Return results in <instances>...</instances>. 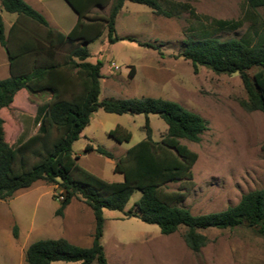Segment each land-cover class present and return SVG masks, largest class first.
Instances as JSON below:
<instances>
[{
    "label": "rangeland",
    "instance_id": "1",
    "mask_svg": "<svg viewBox=\"0 0 264 264\" xmlns=\"http://www.w3.org/2000/svg\"><path fill=\"white\" fill-rule=\"evenodd\" d=\"M171 1L177 5L172 17L157 15L146 5L126 1L117 16L116 30L120 37H132L135 41L122 39L112 44L105 31L89 44L88 60L103 64L100 100L161 97L180 103L209 122L199 142L182 139L198 154L193 176L168 182L163 189L178 194L175 203L193 214L219 212L236 205L249 191L264 189V112H250L241 106L240 100L246 99L247 93L237 73H215L204 66L195 72L191 61L179 53L187 37H203L206 32L224 41L253 37L256 33L264 39V7L250 9L244 0ZM185 3L190 8L184 7ZM67 6L64 0H57L59 15L74 14ZM110 7L111 4L94 7L91 14L108 15ZM0 14L7 23L16 17L1 7ZM49 18L55 23V17ZM215 19L242 23L236 29L207 27ZM205 26L208 30L202 32ZM7 66L6 51L0 45V78L7 77ZM132 66L134 77L129 75ZM51 99L50 92L32 95L22 90L16 95L6 117L5 139L10 145L15 147L19 140L37 132L36 117L41 118V108ZM149 118L153 138L160 141L166 135L167 124L157 114H150ZM145 123L144 114L119 115L99 108L73 144L78 164L108 182L123 181V174L114 171L115 164L146 137ZM117 125L132 133L130 142L119 143L109 135ZM88 143L105 147L114 158L96 151L85 153ZM28 160L32 164L36 158L29 155ZM62 194L60 183L39 180L6 200L0 199V264H28L27 248L43 238H66L78 246H91L95 230L92 209L78 195L58 215ZM140 196L141 192L136 190L124 211L104 210L102 244L107 264H264V235L246 223L232 229L202 231L208 242L196 252L184 240L186 227L166 235L156 224L127 215L125 212Z\"/></svg>",
    "mask_w": 264,
    "mask_h": 264
},
{
    "label": "trees",
    "instance_id": "2",
    "mask_svg": "<svg viewBox=\"0 0 264 264\" xmlns=\"http://www.w3.org/2000/svg\"><path fill=\"white\" fill-rule=\"evenodd\" d=\"M65 1L79 17L68 33L51 27L47 18L25 0H0L1 9L17 14L8 36L0 14V45L7 53L11 69L9 77L0 79V199L6 200L39 180L60 183L63 194L57 214L62 215L72 198L80 195L95 218L91 246H78L66 238L39 239L27 248V263L107 264L102 244L104 210L124 211L136 190L141 196L125 213L156 224L166 235L181 226L186 227L184 240L193 251L198 252L207 244L208 237L202 231L211 228L232 229L246 223L264 235V189L249 191L236 205L206 214H193L175 203L178 194L164 191L166 183L193 176L198 154L182 143V139L199 142L208 130L209 122L204 117L161 97L99 99L103 64L88 60L89 44L105 31L112 44L122 39L135 41L132 37H120L116 30L117 16L126 1L146 5L165 17L176 15V3L171 0ZM244 1L253 10L264 7V0ZM109 4L108 15L91 14L94 7ZM183 5L190 8L187 3ZM241 23L215 19L207 27L236 29ZM207 27L202 32L208 30ZM203 34L198 38L187 37L179 56L191 61L195 72L204 66L215 73H237L247 93V98L240 100L241 106L250 112H264V39L257 33L253 37L225 41L212 37L209 32ZM141 45L154 47L150 43ZM129 75L135 76L134 66ZM22 90L32 95L50 92L52 99L41 108V118L36 117L37 132L19 140L14 147L5 139L6 117ZM99 108L108 113L144 114L146 117V137L129 148L115 164L114 171L123 174V181L108 182L83 169L77 162L79 157L73 154V144ZM150 114L159 115L167 124L166 135L160 141L153 138ZM109 135L119 143L132 139V133L122 125L110 130ZM92 151L114 158L105 147L88 143L84 152ZM29 155L36 158L32 164H29ZM14 236H18L17 226Z\"/></svg>",
    "mask_w": 264,
    "mask_h": 264
},
{
    "label": "crops",
    "instance_id": "3",
    "mask_svg": "<svg viewBox=\"0 0 264 264\" xmlns=\"http://www.w3.org/2000/svg\"><path fill=\"white\" fill-rule=\"evenodd\" d=\"M27 1L30 5H32L35 9H37L38 11H40L43 15H45L47 17V20L50 24L51 27L55 28V29H58L60 30L61 32L63 33H68L72 30V28L75 26V24L77 23L78 21V14L76 13V11L67 3V7L68 9H72L70 11H73L74 14L72 15H66V14H60L57 12V0H25ZM70 7V8H69ZM43 10H46V12L49 14V15H52L53 17H55V23H52L49 18V15H47ZM67 13H71L69 12V10H66ZM14 14V13H13ZM57 15L61 16L62 19L59 20L60 18H57ZM64 16V17H63ZM17 19V14H16V17L14 19H12L11 21H9V23H7L4 19V25H5V34L8 36L9 35V31H10V28L12 27L13 23L15 22V20ZM63 27H67V29H63ZM7 55V53H6ZM8 59V57H7ZM8 65L6 67V74H7V77L10 76V63H9V60H8ZM5 77V78H7ZM0 79H3V78H0ZM104 79V78H102ZM102 82V81H101Z\"/></svg>",
    "mask_w": 264,
    "mask_h": 264
},
{
    "label": "built area",
    "instance_id": "4",
    "mask_svg": "<svg viewBox=\"0 0 264 264\" xmlns=\"http://www.w3.org/2000/svg\"><path fill=\"white\" fill-rule=\"evenodd\" d=\"M114 65V63H112Z\"/></svg>",
    "mask_w": 264,
    "mask_h": 264
}]
</instances>
